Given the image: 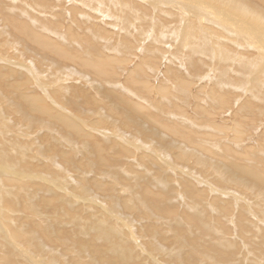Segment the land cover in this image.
Masks as SVG:
<instances>
[{
	"label": "rangeland",
	"instance_id": "1",
	"mask_svg": "<svg viewBox=\"0 0 264 264\" xmlns=\"http://www.w3.org/2000/svg\"><path fill=\"white\" fill-rule=\"evenodd\" d=\"M192 1L260 15L264 41V1ZM192 1L0 0L3 255L264 264V45Z\"/></svg>",
	"mask_w": 264,
	"mask_h": 264
},
{
	"label": "bare ground",
	"instance_id": "2",
	"mask_svg": "<svg viewBox=\"0 0 264 264\" xmlns=\"http://www.w3.org/2000/svg\"><path fill=\"white\" fill-rule=\"evenodd\" d=\"M22 1V0H21ZM137 1V0H136ZM177 1V0H176ZM179 1H182V0H179ZM192 1V0H191ZM221 2H222V4H224V5H226V6H228V5H233V1H237V0H220ZM242 1V0H241ZM241 1H240V3H241ZM243 1H245V0H243ZM260 1V0H259ZM262 1H264V0H262ZM17 2V1H16ZM126 2V1H125ZM164 2V1H163ZM193 3H190V4H192V6H198V9H201V11H204L205 13H207V11H209L208 12V14H213V15H218V16H220V17H222V14H224V16H225V19H226V21H228V23L225 21L224 22V26L223 25H219L220 26V28L222 27V29L223 30H225V31H230V30H232V32L234 33V32H236L237 34H240V32H241V35L242 34H244V36L247 38H245L246 40H250V41H253V43H259V39H261L260 37H258V35H256L255 34V32H253V30L255 31V29L257 30H262V29H259V27L255 24V23H258L259 22V19H260V15L257 17V15H256V18L257 19H251V18H249L248 20H249V22H247V21H244L243 20V18L245 19V18H247L248 16H250L249 15V13L248 12H246L245 10V12L244 13H247V14H242L241 12L240 13H238V14H240V15H242V16H245V17H241V19L240 18H238V17H233V16H235V15H232V17L231 16H229V13L227 14V13H225V10H223V11H221V13L220 12H214L215 10H216V8H215V10H213L212 9V7H209L208 6V4L207 5H204V6H200V4L198 3V2H196V1H192ZM238 2V1H237ZM236 2V3H237ZM246 2H247V0H246ZM246 2H244V3H246ZM114 3V2H113ZM264 3V2H263ZM10 4V3H9ZM34 4V3H33ZM166 4V3H165ZM239 4V3H238ZM237 4V5H238ZM15 5V4H14ZM72 5V4H71ZM170 5V4H169ZM248 5V4H247ZM145 6V5H144ZM255 6H257V5H255ZM255 6H253L254 7V9H257V7H255ZM259 6V5H258ZM207 7H209V8H207ZM231 7H233V6H231ZM239 8V7H238ZM19 9V8H18ZM120 9V8H119ZM189 9V8H188ZM235 9V8H234ZM243 9V8H242ZM251 9V8H250ZM22 10V9H21ZM190 10V9H189ZM189 10H187V11H189ZM218 10V9H217ZM241 10V9H240ZM264 10V9H263ZM256 11H258V9L256 10ZM255 11V12H256ZM261 11V10H260ZM43 12V11H42ZM227 12V11H226ZM238 12H239V10H238ZM15 13V12H14ZM67 13V12H66ZM259 13H261V12H259ZM252 15L254 14V13H251ZM263 14H264V12H263ZM133 15V14H132ZM213 15H210L211 17H210V19L213 17ZM231 15V14H230ZM224 18V17H223ZM73 20V19H72ZM71 20V21H72ZM76 22H77V20H76ZM174 22V21H173ZM186 22V21H185ZM184 22V23H185ZM253 22H255V23H253ZM72 23V22H71ZM208 23V22H207ZM222 23V22H221ZM76 24V23H75ZM80 24V23H79ZM225 24L227 25V27L225 28ZM261 24H263L262 22H261ZM25 24H23V26H24ZM162 25V24H161ZM264 25V24H263ZM173 26V25H172ZM28 27H29V25H28ZM174 27V26H173ZM236 29V30H235ZM25 30V29H24ZM23 30V31H24ZM217 30V29H216ZM221 30V29H220ZM219 30V31H220ZM29 31V30H28ZM225 31H223V32H225ZM27 32V31H26ZM34 32V31H33ZM57 32V31H56ZM100 32V31H99ZM108 32V31H107ZM232 32H231V34H232ZM257 32H259V31H257ZM168 33V32H167ZM217 33H219V35L221 36V37H224L223 35H221L222 34V30H221V32H217ZM221 33V34H220ZM226 33V32H225ZM235 33V34H236ZM254 33V34H253ZM29 34V33H28ZM115 34V33H114ZM158 34V33H157ZM181 34V33H180ZM259 34V33H258ZM261 34H262V31H261ZM50 35V34H49ZM57 35V34H56ZM55 35V36H56ZM150 35V34H149ZM162 35V34H161ZM173 35V34H172ZM264 34H262V36H263ZM29 36V35H28ZM46 36V35H45ZM114 36V35H113ZM228 37H229V35H227ZM226 36V37H227ZM239 36L240 35H237V38H239ZM30 37L35 41V42H38L39 44H41V45H43V46H49V47H51V48H54V51L56 52V54H58L60 57H64V55L65 54H67L66 52H64L63 50H62V48L61 47H59L58 46V44H56V43H52V42H50V41H47L45 38H43V37H41V36H38V35H36L35 33H31L30 34ZM48 37V36H47ZM59 37V36H58ZM175 37V36H174ZM221 37H218V38H220L221 39ZM241 37V36H240ZM237 38H235V36L233 37V38H226V40L228 41L229 39H237ZM96 39V38H95ZM223 40H224V38H222ZM241 39H242V37H241ZM99 40V39H98ZM238 40V39H237ZM92 41V40H91ZM90 41V42H91ZM123 41H125V40H123ZM229 41H231V40H229ZM228 41V42H229ZM238 41H240V40H238ZM263 41V40H262ZM262 41H261V43H259V44H261L262 46L264 45V44H262ZM192 42V41H191ZM231 42H234V41H231ZM264 42V41H263ZM104 43V42H103ZM106 43V42H105ZM247 43V42H246ZM113 44V43H112ZM122 44V43H121ZM156 44V43H155ZM194 44V43H193ZM219 44V43H218ZM220 45V44H219ZM222 45V44H221ZM239 45V44H238ZM247 45V44H246ZM177 46V45H176ZM196 46V45H195ZM254 46H255V44H254ZM48 47V48H49ZM115 47V46H114ZM122 47V46H121ZM135 47V46H134ZM261 47V46H260ZM102 48V47H101ZM117 48V47H116ZM261 48H263V47H261ZM105 49V48H104ZM260 49V48H259ZM103 50V49H102ZM120 50V49H119ZM135 52V51H134ZM190 52V51H189ZM65 53V54H64ZM73 53V52H72ZM219 53V52H218ZM234 53V52H233ZM262 53V52H261ZM54 54V53H53ZM55 54V55H56ZM229 54H230V52H229ZM228 54V55H229ZM68 55H69V53H68ZM72 55V54H71ZM70 55V56H71ZM179 55V54H178ZM208 55V54H207ZM225 55H227V53L225 54ZM227 55V56H228ZM235 55V54H234ZM73 56V55H72ZM71 56V57H72ZM133 56V55H132ZM135 56V55H134ZM223 56V55H222ZM230 56V55H229ZM225 57V56H224ZM234 57V56H233ZM237 57V56H236ZM81 58H83V57H81ZM101 58V57H100ZM132 58V57H131ZM139 58V57H138ZM226 58V57H225ZM229 58V57H228ZM238 58H240V57H238ZM69 59V58H68ZM71 59H73V58H71ZM110 59V58H109ZM164 59V58H163ZM227 59V58H226ZM242 59V58H241ZM240 59V60H241ZM132 61V60H131ZM178 61V60H177ZM227 61V60H226ZM86 62H87V60H86ZM85 62V63H86ZM94 62V61H93ZM242 62V61H241ZM88 63H90V61H88ZM104 63H106V62H104V61H100L99 63H96V64H94L93 66L95 67V69L98 71V73H103L104 72V67L106 66V65H104ZM134 63V62H133ZM91 65H92V63H90ZM89 64V65H90ZM148 66V65H147ZM127 67V66H126ZM233 67V66H232ZM153 68V67H152ZM254 68H256V67H254ZM158 69V68H157ZM198 69V68H197ZM79 70V69H78ZM153 70V69H152ZM177 70V69H176ZM194 70V69H193ZM256 70V69H255ZM84 72V71H83ZM153 72V71H152ZM171 72V71H170ZM234 72V71H233ZM141 73V72H140ZM184 73V72H183ZM182 73V74H183ZM238 73V72H237ZM236 73V74H237ZM104 74V73H103ZM177 75V74H176ZM186 76V75H185ZM184 77V76H183ZM87 78V77H86ZM172 78V77H171ZM182 80V79H181ZM126 82V81H125ZM174 82V81H173ZM129 85V84H128ZM233 86V85H232ZM202 90V89H201ZM206 90V89H205ZM130 91V90H129ZM218 93V92H217ZM170 94V93H169ZM212 95V94H211ZM222 96V95H221ZM215 97V96H214ZM123 99V98H122ZM27 100H30L29 102H31V104L33 103V102H35V101H39L40 102V99L38 98V97H33V96H29L28 98H27ZM225 101V100H224ZM125 102V101H124ZM156 104V103H155ZM245 106V105H244ZM37 107H39L38 105H37ZM43 107L45 108V109H47L46 108V106H44L43 105ZM89 113V112H88ZM235 114V113H234ZM253 115V114H252ZM65 122H67V123H70V124H72V125H74V127H76L77 129H79L78 128V126L77 125H75L74 123H72L70 120H67V118H65V116H63V118H62ZM69 119V118H68ZM236 120V119H235ZM168 127V126H167ZM225 128V127H224ZM212 129V128H211ZM226 129V128H225ZM262 134V133H261ZM203 135V134H202ZM207 135V134H206ZM215 136V135H214ZM165 138V137H164ZM244 139V138H243ZM261 140V139H260ZM201 141V140H200ZM219 142V141H218ZM100 144V143H99ZM218 145V144H217ZM210 147V146H209ZM213 148H214V146H213ZM219 148H220V146H219ZM221 148H223V147H221ZM264 148V147H263ZM209 149V148H208ZM197 153V152H196ZM0 155H2V153H0ZM2 158V157H1ZM238 159V158H237ZM243 160V159H242ZM253 164V163H252ZM243 165V164H242ZM204 166V165H203ZM214 168V167H213ZM209 169V168H208ZM61 171V170H60ZM245 172H250V171H245ZM260 173V172H259ZM250 174H252V173H250ZM15 177V176H14ZM251 179V178H250ZM15 180H16V178H15ZM46 180V179H45ZM26 183V182H25ZM10 187V186H9ZM5 188V187H4ZM190 189V188H189ZM251 190V189H250ZM257 190V189H256ZM46 191V190H45ZM6 193V192H5ZM7 194V193H6ZM5 194V195H6ZM152 196V195H151ZM44 197V196H43ZM58 199V198H57ZM65 203V202H64ZM10 204H11V202H10ZM17 204V203H16ZM14 205V204H13ZM39 205V204H38ZM66 205V204H65ZM17 207H19L20 208V206H17ZM47 207V206H46ZM65 207V206H64ZM13 208V207H12ZM11 208V209H12ZM15 209V208H14ZM18 210V209H17ZM22 211V210H21ZM26 211V210H25ZM14 212V211H13ZM19 212V211H18ZM37 214V213H36ZM263 215V214H262ZM33 216H34V214H33ZM211 219V218H210ZM12 223V222H11ZM258 224V223H257ZM9 228H10V226H9ZM23 229V228H22ZM216 229V228H215ZM13 230V229H12ZM45 234V233H44ZM48 238H49V236L48 235H46ZM0 237H2V238H5L6 237V235H0ZM29 238H32V237H36L35 235H31V236H28ZM17 238V237H16ZM27 238V237H26ZM13 239V238H12ZM23 240V239H22ZM16 241V240H15ZM20 241V240H19ZM10 242V241H9ZM4 243V244H3ZM2 243V247L4 248V250H5V253H4V255H3V250L2 249H0V251H1V254H2V256H3V261L4 262H7V258H10V263H15V264H21V262L18 260V261H14L15 260V258H16V253H15V249L16 248H14V244L11 242V243H6V242H3ZM18 244H20V242L18 243ZM22 245V244H21ZM25 245V244H24ZM23 245V246H24ZM0 246H1V240H0ZM26 246V245H25ZM29 247V246H28ZM1 248V247H0ZM18 248V247H17ZM28 251V250H27ZM55 251V250H54ZM23 252V251H22ZM20 256V255H19ZM18 257V256H17ZM20 258H22V257H20ZM24 258H26V257H24ZM5 259V260H4ZM19 259V258H18ZM26 260V259H25ZM226 260V259H225ZM28 261V260H27ZM39 262V261H38ZM8 263V262H7ZM30 263H31V261H30ZM24 264V263H23Z\"/></svg>",
	"mask_w": 264,
	"mask_h": 264
}]
</instances>
